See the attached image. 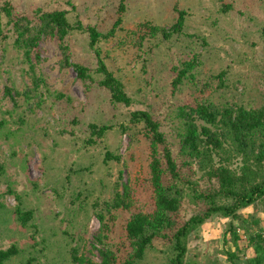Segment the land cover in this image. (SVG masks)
<instances>
[{"label":"rangeland","instance_id":"1","mask_svg":"<svg viewBox=\"0 0 264 264\" xmlns=\"http://www.w3.org/2000/svg\"><path fill=\"white\" fill-rule=\"evenodd\" d=\"M13 14L65 9L72 23L93 25L101 34L95 47L105 66L124 85L131 104L112 103L98 81L96 56L87 32L71 31L66 41L70 62L89 68L79 79L64 65L55 38L39 42L41 76L35 90L22 54L13 46V32L4 25L0 41V249L14 244L18 252L5 264H74L73 247L83 264H100V250L110 248L122 261L131 251L125 224L131 213L153 204L147 185L150 148L143 124L130 121L134 110H147L160 121L168 142L177 136L176 113L182 105L209 98L216 105L264 103V0H123L122 21L114 34L102 36L118 16L120 0H0ZM185 11L182 31L164 38L160 33L140 40L138 25L168 27ZM225 9V10H224ZM7 18L2 14V22ZM8 27V25H7ZM195 58L192 79L172 91L171 81L182 63ZM219 74L221 78H219ZM6 87L9 92L6 91ZM26 93H29L27 96ZM62 93V96H58ZM106 126L102 134L90 125ZM106 152L119 158L109 156ZM204 185L201 178H192ZM127 183L132 186L130 210L105 212L106 228L98 218L104 201ZM185 189L186 186H185ZM186 195L180 218L196 207ZM96 205V206H95ZM31 211L22 225L15 209ZM114 217L111 218V214ZM242 240L238 248L224 232L229 218H208L187 241L185 264H230L227 252L246 264L242 250L249 235L264 234V204L257 201L238 211ZM225 241V242H224ZM248 245V246H247ZM166 240L154 242L138 264H167Z\"/></svg>","mask_w":264,"mask_h":264},{"label":"trees","instance_id":"2","mask_svg":"<svg viewBox=\"0 0 264 264\" xmlns=\"http://www.w3.org/2000/svg\"><path fill=\"white\" fill-rule=\"evenodd\" d=\"M123 11L124 3L120 0L118 16L107 34H102L104 38L114 34L122 21ZM177 11V19L168 27L140 23V40L157 33L169 38L173 33L181 32L185 11ZM67 13L65 9L43 11L37 8L33 17L15 15L11 4L5 2L0 7V41L6 37L3 33L5 25L8 32H13V46L22 54V62L28 66L27 71L36 90L40 81H44L36 75L35 69L40 62L39 42L43 38L58 41L61 61L64 65H72L77 77L86 84L85 81L91 77L89 68L70 62L69 46L65 39L73 30L87 32L89 47L96 56V71L102 75L98 83L109 93L112 103L131 104L132 99L125 92L122 81L107 69L95 47L101 34L93 25L84 26L79 21L72 23ZM2 14L7 18L5 24ZM260 35L264 39V23ZM194 66V57L182 63L170 83L172 91L184 78L194 77L191 72ZM218 77L221 78V75ZM6 91L9 92L7 87ZM60 95L62 93H58ZM176 117L177 136L175 142H168L162 124L153 118L151 112L134 110L130 113L131 122L143 124L144 135L149 142V176L146 182L152 191L153 204L146 210L132 212L126 221L125 236L131 251L124 259L119 261L120 255L106 248L100 250V264H138L146 251L159 240H166L170 246L171 256L167 264H185L188 237L214 215L229 218L224 237L229 234L236 249L238 241L242 240L238 227L233 223L235 219H240L238 211L257 201L264 204V103L249 108L244 104L227 102L219 106L209 98H199L192 104L180 106ZM90 127L91 133L99 136L108 129L106 126L96 128L93 124ZM109 156L119 158L106 152L105 159ZM194 176L201 178L204 185L193 181ZM113 192L112 198L104 201L98 213L102 228L107 226L105 212L110 215L112 210H130L133 203L130 194L133 193L132 186L127 183L119 189L116 182ZM186 195L195 205L196 212L182 220L180 207ZM15 212L22 225L31 217V211L21 212L16 208ZM110 217L113 218L114 213ZM248 242V250H242V254L247 256L246 264H264L263 232L250 234ZM70 250L72 263L83 264L76 248ZM17 252L14 244L0 249V264L8 262ZM227 259L230 264H237L238 255L229 251Z\"/></svg>","mask_w":264,"mask_h":264}]
</instances>
